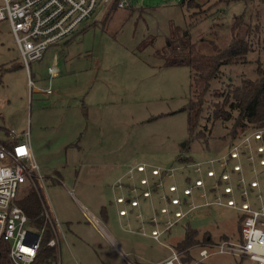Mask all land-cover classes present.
<instances>
[{"label":"rangeland","instance_id":"rangeland-1","mask_svg":"<svg viewBox=\"0 0 264 264\" xmlns=\"http://www.w3.org/2000/svg\"><path fill=\"white\" fill-rule=\"evenodd\" d=\"M102 1L84 20L82 31L72 33L64 44L51 46L29 68L8 20L0 22V140L9 137V128L30 132L35 160L45 176L46 198L65 231V239L57 245L61 264H153L172 253L187 226L198 229L200 235L209 232L213 242L224 236L238 238L242 211L198 204L201 199L196 193L192 196L198 206L178 205L181 217L185 215L168 233L160 235L161 226L152 232L154 225L148 219L159 216L155 209L161 204L158 198L166 199L165 187L175 184V194L180 195L186 176L193 181L200 176L212 184L207 169L220 170L214 162L203 164V170L195 174L190 161L178 158L205 162L229 154L223 144L232 127L229 121L227 129L220 122L211 128V121L204 119L208 141L189 143L185 108L191 94V71L186 65H167L157 51L188 34L203 53H214L209 38L216 37L217 44L225 47L231 41L235 16L248 12L249 21L258 6L264 24V3L254 0L249 10L244 0H198L192 8L183 5V0H125L129 6L124 8L112 7L114 0L107 6ZM55 52L59 72L52 81L54 95L44 97L32 90L27 75L33 76L36 85L49 87L48 67ZM260 56L264 58L256 51L250 60ZM252 67L249 63L225 66L221 80L213 81L212 92L224 91L241 74H253ZM242 142L236 146L242 147ZM187 143L190 149L183 151ZM239 161H243L241 156ZM138 164L145 170L138 171ZM151 167L153 172L173 168L160 180L162 195L152 188ZM141 176L145 179L140 181L147 184L143 194L150 201L139 189L128 188L133 181L139 187ZM248 193L253 207L264 203L255 191ZM130 197L137 203L130 202ZM236 200L240 204L238 195ZM108 236L122 245V259ZM199 244L189 248L186 261L257 264L232 253L200 260Z\"/></svg>","mask_w":264,"mask_h":264},{"label":"trees","instance_id":"trees-1","mask_svg":"<svg viewBox=\"0 0 264 264\" xmlns=\"http://www.w3.org/2000/svg\"><path fill=\"white\" fill-rule=\"evenodd\" d=\"M244 1L249 8L250 3L254 0ZM259 1L264 3V0ZM117 2L118 0H114L111 6H117ZM182 4L187 6V8H192L198 6V0H183ZM256 7L255 12H251L249 21H247L246 18L248 17V12L235 16L231 27V41L225 45V47H220L217 44L216 37L209 38L215 50L214 53H203L198 48L197 43L190 40L188 34L182 35L178 41H171L167 46H164L161 51H157L159 54L158 56H161L162 59L164 58L167 65H186L191 71V94L188 101L189 103L185 108L189 121V143L196 139L208 141L206 133L209 130L207 126L208 123L203 124L201 123L202 120L211 121V128L215 126L217 122H220L224 129H227L228 122L232 121V127L229 131L230 137H228V141L229 139H231V141H224L223 144L226 148L225 151H228L229 154L223 155L218 158V160L213 158L205 162L191 161L192 159L182 155L178 158L179 161H190L188 165H190L192 172L195 174L203 170V164L211 166L214 162L219 164L220 170L217 171L212 167L207 169L206 176L214 181L212 184H208L206 180L198 176L197 178L203 180V184L197 186V178L193 181L189 176H186L184 178L186 184L180 195L175 194L178 188L176 190L169 188L170 185L175 184L171 183L167 188L165 187L166 199L162 200L158 198L161 204L155 209L159 216L156 215L152 220L148 219V222L154 225L152 226V231L161 226L162 232L160 235L168 233L173 223L176 224L177 221L185 215L184 214L182 217L177 215V211H179L178 205H186L188 207L187 209H191L188 206V202H194L192 196L194 193L201 199L198 203L201 205H222L214 201L216 195H220L224 202L230 197L234 196L236 198V195H238L241 204L245 200V195L243 194L244 183L242 179H245L246 186L250 188L251 192L256 190L255 187H251V182L255 179H258L262 187H264V163L260 162V159L264 157V151L258 150L259 144H264V58L260 56L257 57L256 60H250V56L255 54L256 51L264 55V24L261 22L262 13L260 8L258 6ZM250 9L251 8H249V10ZM248 63L253 64V74H241L239 81L228 82L229 86L226 87L224 91L215 92V94L212 92V83L213 81L216 82L221 80L225 71L223 70L225 66L244 65ZM210 98L211 100H209ZM259 130L262 131L261 137L256 138L255 134L259 132ZM239 132L241 134H239ZM248 136L250 137L249 145L244 140ZM238 141H243L242 145L244 144L242 147H239L241 151L239 154L243 160L241 162L239 161L240 156L235 157L232 155L233 147L236 146ZM189 143L183 145V151L190 149ZM222 161L223 165L220 164ZM198 164L200 165V170L195 171V167ZM236 165H240V168H236ZM172 169L173 168H162L160 170L162 172L159 175L153 174L151 169L150 172L153 176L151 184L157 194L162 192L159 188L162 186L158 187L156 182L163 180L169 173V170ZM208 171H213V173L209 175ZM224 175L228 176L224 178ZM137 184L138 182L136 185ZM229 184L233 186V191L227 193L225 192V187L229 186ZM133 185V183H130L128 187ZM208 185H210L209 190L207 189ZM25 187L26 190H23ZM187 187L192 188V192L189 194L184 192V189ZM137 189H139L138 191L142 194V197L147 198V200L149 199V197L143 194V192L147 190V184H143L139 181V187H137ZM203 191L206 197L199 195V193ZM173 195L179 196V203L173 202V198H177ZM129 199L136 200L134 197H130ZM15 201L23 208L25 213L30 217L31 222L37 228L43 226L46 218L44 216V203L32 185L26 182L20 189ZM198 204L195 203L196 206H198ZM167 205L169 206L168 209H166ZM245 215L246 213L242 212L239 217L240 231ZM153 216L154 215L149 216V218ZM50 236L51 231L46 230L41 249L33 264H55L54 261L56 259L57 249L47 245V240H49ZM224 238L231 239L234 237L224 236ZM200 241L212 243L213 238L209 232L200 235L198 229L187 226L184 238L176 244L174 249L181 252V259L186 261L185 259H188L190 253L189 248L199 244ZM9 246L7 241L0 240V264H14L9 257Z\"/></svg>","mask_w":264,"mask_h":264},{"label":"built area","instance_id":"built-area-1","mask_svg":"<svg viewBox=\"0 0 264 264\" xmlns=\"http://www.w3.org/2000/svg\"><path fill=\"white\" fill-rule=\"evenodd\" d=\"M102 2L104 6H107L111 0H103ZM99 4L100 0H0V22L8 20L24 65L29 68L30 63L43 58L51 46L63 44L68 36L78 30L80 31L84 20L95 12ZM117 6L124 8L129 6V3L125 0H118ZM57 57L58 52H55L53 63L48 67L50 77L49 87L45 89L47 92H52V81L59 72ZM27 76L29 86L33 88L35 80L30 73ZM261 132V130L256 132L255 137H261ZM6 139V141L0 140V240L9 243V257L12 263L33 264L41 249L46 230L51 231L47 245L56 249L59 242L65 239V231L62 229L60 219L52 213L51 205L46 198L45 176L41 173V169L35 160L30 132L26 130L23 133H17L14 129H9V137ZM244 140L248 145L250 144L249 136ZM233 148L232 155L239 157V146ZM258 150L264 151L263 143L259 144ZM260 162L264 163V157L260 159ZM220 164L223 165V161ZM196 168L195 171H199L200 165L198 164ZM236 168H240V165H236ZM144 170V167L138 168V171ZM155 170L157 171L153 172L152 168L153 174L160 173V169ZM212 173L213 171H208L209 175ZM227 176L224 175L223 177L226 178ZM143 179H145L144 176L141 180ZM198 180L196 185H202L203 180L199 178ZM242 181L245 200L241 204H238L234 196L226 202L220 195L214 197L215 202L232 206L246 213L241 224L239 237L223 238L219 242L199 244L200 260L207 259L215 253H232L240 257H250L257 264H264V203H261L259 208L253 207L248 200L250 195L248 191L251 192V190L246 186L245 179ZM26 182L33 186L44 203V216L46 218L41 228H37L31 222L30 217L15 201L20 189ZM140 182L146 183V181ZM160 182L157 181L156 185L158 183L157 186H161ZM251 187H255V193L260 199H264V187L258 179L251 182ZM169 188L176 190L177 186L170 185ZM191 191V187L184 189V192L188 194ZM232 191V185L229 184L225 187V192ZM199 195L206 197L204 191L200 192ZM121 200L123 201V199ZM136 200L129 199L130 202L137 203ZM173 200H175L174 203H179L178 198H173ZM192 205L196 206L194 202H188L189 207ZM180 213V210L177 211L178 216H181ZM181 255V252L173 248L168 258L156 264H194L183 261ZM54 262L61 264L58 249Z\"/></svg>","mask_w":264,"mask_h":264},{"label":"crops","instance_id":"crops-1","mask_svg":"<svg viewBox=\"0 0 264 264\" xmlns=\"http://www.w3.org/2000/svg\"><path fill=\"white\" fill-rule=\"evenodd\" d=\"M81 30H83V29H81ZM80 30V31H81ZM66 43V42H65ZM64 44V43H63ZM58 61H59V59H58ZM46 88H48V87H41V86H38V85H36V83H35V86L32 88V90L34 91V92H37V93H39L40 92V94L42 95V96H44V97H51L52 95H54V90H53V88L51 87V89H52V92H47V91H45V89ZM10 129V128H9ZM6 136L4 135L3 136V138H1V140H3V141H6L7 139L5 138ZM107 239H108V241L110 242V244L112 245V248L114 249V251L119 255V257L122 259L124 256H123V253H122V250H123V248H122V245H119V243L118 242H116V241H114L111 237H107ZM169 257V256H168ZM168 257H166V258H168ZM166 258H164V259H159V260H157V261H155L153 264H156V263H158V262H160V261H162V260H165ZM91 263H93V262H91ZM90 264V263H89Z\"/></svg>","mask_w":264,"mask_h":264},{"label":"flooded vegetation","instance_id":"flooded-vegetation-1","mask_svg":"<svg viewBox=\"0 0 264 264\" xmlns=\"http://www.w3.org/2000/svg\"><path fill=\"white\" fill-rule=\"evenodd\" d=\"M139 165V164H138ZM154 167V166H153ZM138 169V168H137ZM143 178V176H141V178L139 179V181L141 180ZM136 181H133V186H131V187H128V188H131V189H135V188H137V185H136Z\"/></svg>","mask_w":264,"mask_h":264},{"label":"water","instance_id":"water-1","mask_svg":"<svg viewBox=\"0 0 264 264\" xmlns=\"http://www.w3.org/2000/svg\"><path fill=\"white\" fill-rule=\"evenodd\" d=\"M183 145H185V144H183Z\"/></svg>","mask_w":264,"mask_h":264}]
</instances>
